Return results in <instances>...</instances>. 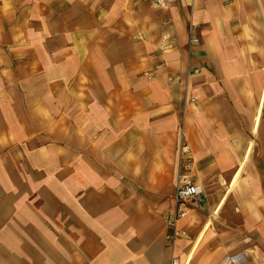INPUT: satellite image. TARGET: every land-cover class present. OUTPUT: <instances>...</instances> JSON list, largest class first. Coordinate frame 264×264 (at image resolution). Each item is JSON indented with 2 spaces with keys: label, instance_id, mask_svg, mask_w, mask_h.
Returning a JSON list of instances; mask_svg holds the SVG:
<instances>
[{
  "label": "crops",
  "instance_id": "obj_1",
  "mask_svg": "<svg viewBox=\"0 0 264 264\" xmlns=\"http://www.w3.org/2000/svg\"><path fill=\"white\" fill-rule=\"evenodd\" d=\"M233 256L264 264V0H0V264Z\"/></svg>",
  "mask_w": 264,
  "mask_h": 264
},
{
  "label": "built area",
  "instance_id": "obj_2",
  "mask_svg": "<svg viewBox=\"0 0 264 264\" xmlns=\"http://www.w3.org/2000/svg\"><path fill=\"white\" fill-rule=\"evenodd\" d=\"M191 1V0H188ZM155 6L160 8L166 5V0H154ZM189 43L193 44L196 42L191 35V30L189 31ZM190 102H193L190 99ZM192 166V158L190 155V147L188 144L181 143L178 151V172L175 185L174 201L177 205L189 201L195 195V187L193 185L192 178L190 176V169ZM184 213L179 215L175 214L169 221L168 226L170 232L168 233L167 239L172 246L174 241L179 237V233L176 231V223L179 218L183 217ZM241 262V258L238 256L227 257L223 264H238ZM169 264H180L175 258H171Z\"/></svg>",
  "mask_w": 264,
  "mask_h": 264
}]
</instances>
